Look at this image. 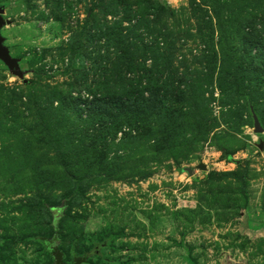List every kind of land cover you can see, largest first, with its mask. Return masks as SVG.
I'll return each instance as SVG.
<instances>
[{
  "label": "rangeland",
  "instance_id": "374dc122",
  "mask_svg": "<svg viewBox=\"0 0 264 264\" xmlns=\"http://www.w3.org/2000/svg\"><path fill=\"white\" fill-rule=\"evenodd\" d=\"M0 7V264H264V0Z\"/></svg>",
  "mask_w": 264,
  "mask_h": 264
},
{
  "label": "water",
  "instance_id": "95a60500",
  "mask_svg": "<svg viewBox=\"0 0 264 264\" xmlns=\"http://www.w3.org/2000/svg\"><path fill=\"white\" fill-rule=\"evenodd\" d=\"M4 10L3 7H0V31L3 26L7 24V20H4L2 17ZM4 39L0 34V60L8 68L9 72L14 75L20 76L21 70L19 68L18 60L12 57L9 53V50L3 45ZM254 128L256 132H262V128L259 125L258 120L254 117ZM261 148V146H260ZM188 173L191 174V169H187Z\"/></svg>",
  "mask_w": 264,
  "mask_h": 264
},
{
  "label": "trees",
  "instance_id": "16d2710c",
  "mask_svg": "<svg viewBox=\"0 0 264 264\" xmlns=\"http://www.w3.org/2000/svg\"><path fill=\"white\" fill-rule=\"evenodd\" d=\"M138 102H141L140 101V99H136ZM157 100V99H156ZM144 102H146V103H153L154 102V100H152V98L151 99H146V100H144ZM156 102V104H158V102H159V100H157V101H155ZM107 103V102H106ZM151 106L150 107H152V105L153 104H150ZM154 105H155V103H154ZM54 229H56V225H55V227H54ZM58 249V248H57ZM57 252H56V254L53 256V264H65V262L62 260V257L60 256V254H59V250H56ZM55 253V252H54ZM82 263H86V264H90V262H87V260H85V259H81V258H77L74 262H73V264H82Z\"/></svg>",
  "mask_w": 264,
  "mask_h": 264
}]
</instances>
